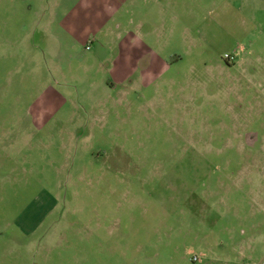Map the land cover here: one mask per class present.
I'll use <instances>...</instances> for the list:
<instances>
[{
    "label": "rangeland",
    "instance_id": "1",
    "mask_svg": "<svg viewBox=\"0 0 264 264\" xmlns=\"http://www.w3.org/2000/svg\"><path fill=\"white\" fill-rule=\"evenodd\" d=\"M101 1L0 0V264H264V0Z\"/></svg>",
    "mask_w": 264,
    "mask_h": 264
},
{
    "label": "crops",
    "instance_id": "2",
    "mask_svg": "<svg viewBox=\"0 0 264 264\" xmlns=\"http://www.w3.org/2000/svg\"><path fill=\"white\" fill-rule=\"evenodd\" d=\"M166 1L167 0H132L131 5H130L131 6V14L137 18L139 15L142 14L141 11H139L140 3H146L147 13H150L153 17L154 14L160 13L159 10H161L163 12V10H164L163 7L166 6ZM113 3L118 5L119 1L113 2ZM149 3H151L152 6L149 5ZM104 7H105V4L101 0H97V1H95V0H66V10L62 12L63 13L62 19H66L71 15H72L71 17H73L74 14L77 13L78 18H82L83 20L86 21V16L88 14L93 16L95 13L101 12L102 15H105V8ZM161 15H163V14H161ZM134 16H132V17L135 19ZM154 17H155V15H154ZM146 19L149 20L148 15H146ZM147 23L148 22L137 23L136 24V30L143 31L145 26L151 27V25L149 24L150 25L149 26V25H147ZM153 25L155 26V24H153ZM154 26H153V28H154ZM71 28H72V26H71ZM123 28H124V26L121 23L115 24V27L113 28V26H112V28H111V30L114 29L115 31L118 32V36L120 39V45H119V54H118V57L116 58L117 60L114 61V63H113L114 69H111V71L113 70L112 73H115V72L117 73V76H116V74H114L115 83L111 84L109 82L111 84V86L108 84V86L110 87V90H112V89L115 90L117 88V84L122 85L123 83H125L130 76V73H131L130 69L133 68L134 66L137 67L138 63L141 61H145L146 70L144 71L143 74H147L148 78H150L151 76H155L156 74H159L163 69L168 67V65L170 64V61H168L167 59L163 58L160 55L153 53L152 48L147 43H145L144 41L142 42L141 40L137 39L138 45H136L134 47L133 41H134V37H136V35L133 33V31L131 32L132 36L130 39L123 40L122 36H121L122 33L120 32V31H122ZM69 29L67 30V32H69ZM71 33H73V32H71ZM66 34L67 35L69 34L68 36L71 40H75L74 34H72V35L70 33H66ZM95 43H96V41L94 43H92V46ZM82 44H83V42H82ZM82 44L73 42L74 50H77L79 48H83V50H84L86 47V44L85 45L83 44L84 46ZM81 45H82V47H81ZM128 50L130 51L129 57H127L126 60L122 59L121 61H119V58L123 57L121 55H124L125 53H127ZM91 51H93V49ZM108 51H109V49H105L104 46L101 47L100 50L98 48V51H96V56H97L96 62L99 64L98 67L105 68L104 66L108 62L109 57H110V56L108 57V54L106 55V53ZM117 67H120V68H117ZM145 72H147V73H145ZM109 81H111V80H109ZM72 116H75V114L73 113Z\"/></svg>",
    "mask_w": 264,
    "mask_h": 264
},
{
    "label": "built area",
    "instance_id": "3",
    "mask_svg": "<svg viewBox=\"0 0 264 264\" xmlns=\"http://www.w3.org/2000/svg\"><path fill=\"white\" fill-rule=\"evenodd\" d=\"M226 59H227V60H233L234 58L231 57V56H226Z\"/></svg>",
    "mask_w": 264,
    "mask_h": 264
}]
</instances>
